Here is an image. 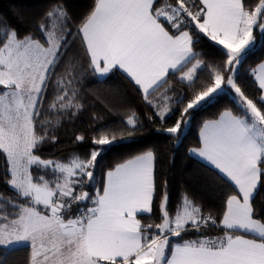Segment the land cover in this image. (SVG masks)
<instances>
[{"label":"snow or ice","instance_id":"obj_1","mask_svg":"<svg viewBox=\"0 0 264 264\" xmlns=\"http://www.w3.org/2000/svg\"><path fill=\"white\" fill-rule=\"evenodd\" d=\"M29 24L21 32L0 21V155L11 190L0 193V264H14L7 254L20 245L23 264H264V59L250 69L251 93L240 75L264 38V0H91L79 15L68 0H48ZM117 73L176 143L195 113L232 105L202 122L188 151L209 171L199 194L181 185L174 213L151 148L97 180L100 158L141 127L134 110L126 136L89 142L81 132L71 145L88 151L56 157L64 122L96 102L132 109L128 89L91 102L82 92L89 74L106 83ZM214 199L219 207L206 212ZM157 207L160 222L143 223Z\"/></svg>","mask_w":264,"mask_h":264},{"label":"trees","instance_id":"obj_2","mask_svg":"<svg viewBox=\"0 0 264 264\" xmlns=\"http://www.w3.org/2000/svg\"><path fill=\"white\" fill-rule=\"evenodd\" d=\"M252 2L258 3V0H252ZM47 3L48 0H0V21H3L5 24H10L23 32L26 28L30 27L29 21L41 12L43 8L46 7ZM68 3L72 11L79 15L89 6L91 0H68ZM255 34L254 32V35ZM262 59H264V38H259L255 45V51L248 55L240 69L241 77L249 84L248 91L250 93L253 91L254 87L251 84L253 77L250 75V69L256 67ZM103 81L104 78L98 79L90 74L84 79L82 92L89 98L90 102L97 94L107 95L110 91H123L124 89H128L129 99L132 102V109L118 107L109 111L101 103L96 102L95 107H90L89 111L85 112L79 119L72 122H64L57 133L59 136V144L62 147L56 151V157L65 156L72 150L86 153L88 151V145H83L76 149H73L71 145L74 136L81 132L88 136L89 142H91L93 136L98 137L101 134H106L109 138H111L112 134H116L119 137L120 134L123 133V135L126 136V119L132 114V110H134L141 122V127L132 140L117 144L110 151L105 152L103 157L100 158L96 173L97 180L102 178L103 173L108 167L114 166L115 163L122 162L125 158H130L132 155L151 148L157 153V168L159 171L167 173L170 178L169 210L174 213L177 204L180 202L181 185H187L192 192L199 194L201 192V177L209 171L208 165L191 157L188 151L190 148L198 146V133L202 122L215 118L218 112L223 110L225 106L231 107L232 105L227 99H224L219 104L210 105L205 110L195 113L191 123L181 134L179 143H176L174 138H170L164 133L156 131V129L161 126L159 120H157L155 124L149 122L148 116L151 115L152 110L144 107L143 104L138 102L136 94L131 91L127 80H125L121 74L117 73L113 75L106 83ZM183 92H185L184 87L177 84L175 86V94L179 96ZM169 94L172 95V93ZM155 95L159 96V93ZM51 98L52 92L49 91L47 99L50 101ZM184 103L186 104L187 100H185ZM93 113H95L99 119L93 120ZM178 115V112L171 115L164 126L173 125ZM43 151L45 153V158H49L50 152L52 151L51 146L45 145ZM5 172V158L0 155V193L10 195L11 190L4 182ZM95 186L99 187L98 184ZM261 199H264V192L257 197V202L259 203ZM217 207H219V200L214 199L205 207V211L207 212ZM215 214V211H213V215ZM158 217L159 211L157 207L152 221H149L147 217H145L142 222L159 223L160 220ZM209 234L215 236L219 233L212 231ZM184 238L189 239L193 237L189 235ZM28 254V247L26 245H20L15 251H9L7 255L9 260L14 262V264H23Z\"/></svg>","mask_w":264,"mask_h":264},{"label":"crops","instance_id":"obj_3","mask_svg":"<svg viewBox=\"0 0 264 264\" xmlns=\"http://www.w3.org/2000/svg\"><path fill=\"white\" fill-rule=\"evenodd\" d=\"M257 66V65H256ZM98 79H103V78H100V77H97ZM198 136H199V133H198ZM197 159V158H196ZM199 160V159H198ZM199 161H201V162H203V163H205L206 164V162L205 161H203V160H199ZM207 165V164H206ZM209 166V165H208Z\"/></svg>","mask_w":264,"mask_h":264},{"label":"rangeland","instance_id":"obj_4","mask_svg":"<svg viewBox=\"0 0 264 264\" xmlns=\"http://www.w3.org/2000/svg\"><path fill=\"white\" fill-rule=\"evenodd\" d=\"M185 128H186V127H185ZM185 128H184L183 132L185 131Z\"/></svg>","mask_w":264,"mask_h":264}]
</instances>
